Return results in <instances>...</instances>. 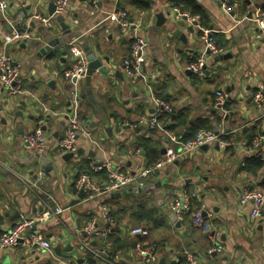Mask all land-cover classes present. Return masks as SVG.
<instances>
[{
  "label": "crops",
  "instance_id": "crops-1",
  "mask_svg": "<svg viewBox=\"0 0 264 264\" xmlns=\"http://www.w3.org/2000/svg\"><path fill=\"white\" fill-rule=\"evenodd\" d=\"M68 1L64 14L70 29L67 34L56 22L48 29L33 19L37 15L52 17L48 13L52 0H9L6 15L0 14V52L21 65V93L0 91V232L36 217L46 207L63 209L60 223L51 220L35 227L53 244L50 254L17 245L0 250V264H182L189 255L196 264H264V218L251 220L250 204L241 205L239 200L244 188L264 192V164L255 174L246 170V162L259 154L264 160V152L245 149L257 136H264V105L258 108L252 101L256 91L264 95V36L252 17L247 18L264 0L237 4L229 12L215 0H190L206 15L205 28L223 48L221 56L230 55L216 64L205 49L199 22L170 16L168 19L182 22L183 27H162L158 35L152 32L155 12L148 1L165 13L184 0ZM118 10L128 14L131 26L126 30L109 18ZM5 16L22 18L11 24ZM11 30L28 31L34 39L30 44L3 46L1 34ZM177 30L186 42L174 35ZM137 37L143 38L147 48L143 76L131 85L123 75V61ZM55 39L63 42L39 57V50ZM85 44L100 60L108 58V63L102 61L107 70L91 79L94 104L85 96L84 77L74 81L64 75L84 56ZM202 57L207 65L198 76L188 66ZM218 90L226 96L223 111L215 108ZM151 97L171 108L153 129L144 123L155 115ZM74 98L79 102L75 108ZM21 102L25 106L20 110ZM72 109L97 145L79 139L74 156L63 160L55 147L67 128L62 114ZM41 118H45L46 144L44 152L36 156L22 140L32 134ZM222 123L231 144L227 149L202 147L157 172L143 190L128 188L92 200H85L83 193L79 197L76 175L87 164L107 160L132 175L162 157L163 143L183 141L200 129L214 130ZM41 169L44 177L39 176ZM99 177L93 180L98 182ZM193 191L199 194L194 208L201 209L212 224L215 244L223 248L221 254L207 256L210 242L205 234L188 226L189 216L178 221L169 210L175 197ZM100 205L115 214L114 232L108 242L91 236L95 256L78 245L77 237L92 221L98 230L106 226L98 211ZM132 227L147 230L148 236L125 237L124 231ZM137 244L153 247L150 263H145ZM56 247L59 253L54 251Z\"/></svg>",
  "mask_w": 264,
  "mask_h": 264
},
{
  "label": "built area",
  "instance_id": "built-area-1",
  "mask_svg": "<svg viewBox=\"0 0 264 264\" xmlns=\"http://www.w3.org/2000/svg\"><path fill=\"white\" fill-rule=\"evenodd\" d=\"M215 1L219 3L227 12L232 10L231 7L227 6L230 0ZM8 2L9 0H0V14L4 15L7 12ZM52 4L54 6V17L64 16L69 6V1L52 0ZM169 14L176 20L185 17L189 22L198 24V20L196 18H192L188 16V14L182 13L178 7H171ZM251 17L258 33L261 36H264L263 13H261L258 9L255 10ZM21 18L22 16H19L16 20H10L5 16L4 20L8 23L15 24L17 23V20ZM109 18L115 25L119 26L123 30H126L131 26L128 14L124 10L113 11L109 15ZM33 19L40 22L48 29L52 28L55 24L53 17L42 18L37 15L34 16ZM200 31L201 39L203 40L205 49L208 52V56L218 57L223 55L224 50L216 44L213 32L203 27L200 28ZM1 35L3 46L21 42L24 44H30L34 39L32 34L28 31L19 32L17 30H11L7 33L4 32ZM146 48L147 44L143 38L137 37L130 47L128 57L123 61V75L131 85H135L140 77L143 76L145 63L144 54L146 53ZM205 63L206 60L203 57L199 58L188 66V70L195 75L202 76ZM86 70L87 61L84 56H80L74 66L67 70L64 75L69 80L79 81L84 77ZM20 72L21 65L17 62V60L5 51L0 52V91H4L8 95L20 94L21 91L18 85ZM151 99L155 109V115L151 120H145L144 123H146L149 128L153 129L158 125L157 119L163 114L170 113L171 108L159 98L151 97ZM252 101L258 108L263 106L264 95L262 91H256L252 96ZM78 104V100L74 98V108L77 107ZM225 104V94L221 90L216 91L215 108L223 111ZM46 112L49 115H54L45 110V113ZM62 116L66 117L67 128L64 138L59 140L55 147L60 155L74 152L76 141L79 139H86L89 144L93 146L97 145V143L92 139L86 126L80 122L76 116L74 109L62 114ZM44 125L45 118H41L32 134L24 136L22 140L24 146L31 149L36 156H40L45 150L46 138L43 131ZM227 135L228 132H226L222 123L214 131L199 130L192 138L187 140L176 141L171 139L170 141L173 146L168 143H163L162 147L165 152L158 161L148 167L141 168L138 172L132 175L122 173L116 164L107 160L102 163H92L90 164V169L95 173L105 171L106 180L100 185H96L90 176L80 174L75 182V188L76 190L83 192L85 200H92L102 194H111L128 188H138L143 190L146 186V181L155 177L157 172L165 167H170L174 162L181 160L204 146L215 145L220 150L227 149L231 145L228 140L224 139ZM245 149L254 152H264V136H257L249 145L246 146ZM39 176H45L43 169L40 170ZM198 199L199 194L197 191H193L191 193L183 192L178 197L173 199L172 203L169 205V210L178 221H183L185 216H189L190 223L188 226L200 230L203 234H205L206 239L210 242V247L206 251L207 256L211 257L214 254H221L223 252V248L215 244V240L212 235V224L204 218L201 209L194 208L193 201H197ZM239 200L241 205L250 204L251 208L248 215L251 220L264 218V192L244 188L241 190ZM98 211L100 212L106 226L103 229L98 230L95 228L94 221H92L85 226L81 235L79 233V236L77 237L78 245L83 250L91 254H93L90 246L91 236L93 237L96 235L106 239L112 230L111 224L113 222L109 216L108 208L104 205H100L98 207ZM61 213H63V209L61 207H56L55 209L46 207L45 210L36 217L24 219L11 229L0 232V250H6L20 245L25 249L34 248L43 250L50 254L53 247L51 241L46 239L41 232L33 231L32 229L39 224H44L51 220H56L60 223L59 216ZM124 234L127 238L140 236L144 239L148 236V231L140 227H134L125 230ZM136 249L145 260V263H150L153 260L154 256L152 246L137 244ZM93 255L96 256V254ZM182 264H196V262L189 255L186 258V261Z\"/></svg>",
  "mask_w": 264,
  "mask_h": 264
},
{
  "label": "water",
  "instance_id": "water-1",
  "mask_svg": "<svg viewBox=\"0 0 264 264\" xmlns=\"http://www.w3.org/2000/svg\"><path fill=\"white\" fill-rule=\"evenodd\" d=\"M148 2L150 3L151 7L153 8V10L155 12V15H154L155 23H154V27L152 29V32L154 34L158 35L159 31L162 27H165L168 30H173L175 26H178L179 28L183 27L182 22L179 21V22L173 23L170 19H168L170 17L169 12L164 13L155 2H152V1H148ZM244 3H246L247 5H250L249 0H244ZM254 7L256 9H258L257 5H254ZM48 13L50 16H52L55 19L56 23L60 24V27L64 33L67 34L70 32L69 26H67L64 23V16H55L54 17V6L52 3L48 7ZM251 16H252V14L249 13L247 15V18L249 19V18H251ZM182 20L185 21L186 18L182 17ZM189 31H192V30L189 29ZM174 35L179 37V39L181 41L186 42L185 36L183 34H181L180 31H178V30L175 31ZM62 42H63L62 39H55V40L48 42L42 49L39 50L37 55L39 57L44 55L46 52H49L52 47H55V46L61 44ZM82 50L84 53V58L87 61V70H86V73L84 75L85 96H86L89 103L94 104L93 96H92V92H91V86H90L91 79L95 73L101 74L107 70L106 66H104L102 64V61L105 63H108V58H103V60L102 59L100 60L99 58H97V56L92 52V50L86 44L82 46ZM229 57H230V55L215 57L212 59V64L219 63L221 60H225ZM206 65H207V62L204 65V69H206ZM49 86L53 89V83L52 82L49 84ZM23 106H25V104L21 102L19 109L21 110ZM204 148H206V146H204ZM164 152L165 151H163L162 154H164ZM77 154L80 156L81 151L78 150ZM73 156H74V153H67V154H64L62 156V159L67 160V159L72 158ZM82 193H83L82 191H79V197L80 198H82ZM18 217H19V214H16V218H18ZM35 229L36 228L34 227L33 231H35ZM54 251L59 253V248L58 247L54 248Z\"/></svg>",
  "mask_w": 264,
  "mask_h": 264
},
{
  "label": "trees",
  "instance_id": "trees-1",
  "mask_svg": "<svg viewBox=\"0 0 264 264\" xmlns=\"http://www.w3.org/2000/svg\"><path fill=\"white\" fill-rule=\"evenodd\" d=\"M237 4L239 5H243L244 4V0H230L229 3H228V7H231L232 9L234 8V6H236ZM173 7H178L180 9V11L182 13H186L188 14L190 17H195L197 16L198 17V22L201 26H203L204 28L206 26H208V22H207V17L206 15L204 14V12L199 8L198 5H196L194 2L190 1V0H184L183 1V4H177ZM259 11L261 13L264 14V5H262L260 8H259ZM218 44V43H217ZM200 130H208V129H200ZM215 130V129H214ZM213 129L210 130V131H214ZM199 131V130H198ZM197 132V131H196ZM193 136L187 138V139H190L192 138ZM187 139H184V140H187ZM224 139H228L227 136L224 137ZM261 155V154H259ZM259 155H256V156H253L252 158H250L247 162H246V170L247 171H250L251 173L255 174L256 171L258 169H260L263 164H264V160L262 158V156H259ZM156 161L158 160H154L153 162H151L148 166H150L151 164L155 163ZM80 174H86L88 176H90V178L92 179V181L96 184V185H100L103 181L106 180V172L105 171H102V172H99V173H95L93 172L91 169H90V164H87L86 167L83 169V171L79 172L77 175H76V180L78 178V176ZM96 175L100 176L99 179H98V182H95L93 180V177H95ZM75 180V182H76ZM109 216L111 217V219L113 220V216H115V214H112V212L109 211ZM114 221V220H113ZM112 232H114V229L112 228L111 230V233L109 235L112 234ZM108 235V237H109ZM108 237L105 239L106 242H108ZM104 241V242H105ZM182 263V262H181ZM89 264H92L91 262H89Z\"/></svg>",
  "mask_w": 264,
  "mask_h": 264
},
{
  "label": "rangeland",
  "instance_id": "rangeland-1",
  "mask_svg": "<svg viewBox=\"0 0 264 264\" xmlns=\"http://www.w3.org/2000/svg\"><path fill=\"white\" fill-rule=\"evenodd\" d=\"M132 228H134V227H132Z\"/></svg>",
  "mask_w": 264,
  "mask_h": 264
}]
</instances>
